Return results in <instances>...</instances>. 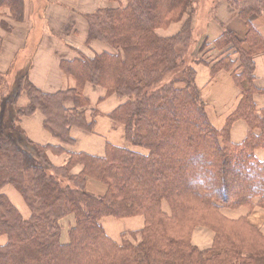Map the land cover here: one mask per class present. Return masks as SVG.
Returning a JSON list of instances; mask_svg holds the SVG:
<instances>
[{
  "label": "trees",
  "instance_id": "obj_1",
  "mask_svg": "<svg viewBox=\"0 0 264 264\" xmlns=\"http://www.w3.org/2000/svg\"><path fill=\"white\" fill-rule=\"evenodd\" d=\"M230 1L248 33L244 42L227 32L211 42L221 57L211 64V75L229 71L240 90L238 106L221 130L208 121L194 84L195 69L187 64L193 0H128L122 9L89 17L88 39L115 51L63 61L62 69L76 81L73 89L43 94L19 70L5 94L8 84L0 76V236L6 237L0 264H264V236L245 217L230 219L221 212L264 208V158L255 155L264 149V109L258 111L253 100L260 90L253 84L252 59L263 44L251 23L264 13V0ZM4 7L12 19L21 18L22 0H0V9ZM185 15L175 35L157 36L156 29ZM85 83L128 98L109 118L123 126L128 145L147 154L107 144L102 157L68 153L66 163L55 167L47 151L63 153L61 146L25 138L20 119L35 111L63 144H74L72 126L90 133L94 122H87L88 103L80 91ZM21 93L27 104L13 106L10 95L16 101ZM68 100L71 109L63 106ZM237 120L247 124L248 132L234 144L229 131ZM77 165L80 173L71 174ZM195 179L207 187H192ZM87 180L105 184L106 193L87 192ZM6 186L20 194L29 219L2 193ZM70 215L74 224L68 242L62 243L60 223ZM106 216H142L143 228L124 233L118 244L100 224ZM196 227L212 231L210 248L199 250L191 243ZM129 236L139 240L132 243Z\"/></svg>",
  "mask_w": 264,
  "mask_h": 264
},
{
  "label": "crops",
  "instance_id": "obj_2",
  "mask_svg": "<svg viewBox=\"0 0 264 264\" xmlns=\"http://www.w3.org/2000/svg\"><path fill=\"white\" fill-rule=\"evenodd\" d=\"M203 1L193 0L195 10L192 15V36H195L196 40L193 45L191 44V57L200 61L195 64L194 84L200 92L209 120L217 129H221L227 117L238 106L240 90L229 71L222 70L215 76L211 75V64L221 58L218 57L220 50L213 48L211 42L218 39L224 32L232 33L238 40L244 42L248 26L235 13V10L231 9L233 7L228 2V5L219 4L215 8L214 15L210 11L209 15L200 18V9H210L203 5ZM127 3L128 0H22L23 13L19 20L12 19L6 7L1 8L0 76L8 84L3 92L6 94L19 70L20 73L27 72L29 82L46 95H54L75 88L76 81L64 72L62 62L89 58L111 50L110 46L101 40L88 39V18L101 11L122 9ZM196 11L198 14L195 16ZM184 20L183 17L180 23H172L166 30H156V34L159 33L160 37L173 36L181 29ZM251 23L259 33L263 44L252 57L253 84L260 90L254 95L253 100L256 109L260 111L264 109V13L253 17ZM242 47L246 50L248 48L245 43H242ZM80 91L88 103L85 113L87 122L93 120L94 125L90 133L72 126L69 129V137L74 140L73 145L61 143L44 127L45 118L40 111L20 119V129L30 142L41 146H61L64 149V152L60 154L47 151L48 160L56 167L66 163L68 153L82 152L102 157L107 144L123 147L120 146L124 141V139L122 141L123 127L111 121L109 115L123 103L124 98L108 93L104 88L90 83L83 84ZM27 102L26 96L21 93L15 105L22 107ZM63 106L71 109L73 104L68 100ZM247 132V124L243 120H237L230 128V140L234 144H239L245 139ZM124 143L126 144L125 141ZM255 155L262 160L264 149L255 150ZM81 169L82 167L77 165L71 170V174H78ZM86 190L93 195L103 196L107 187L101 182L88 180ZM2 193L8 197L23 218L30 216L22 197L12 186L4 187ZM257 202L258 199L254 201V204L256 205ZM221 212L230 219L245 217L247 222L264 236L263 207L256 205L252 210L246 207L224 208ZM101 223L106 233L115 241H120L124 233L143 228L141 217L129 219L106 217L101 220ZM213 238L212 231L204 227H196L191 235V243L199 250H204L211 247ZM5 242L6 237L0 236V246Z\"/></svg>",
  "mask_w": 264,
  "mask_h": 264
},
{
  "label": "rangeland",
  "instance_id": "obj_3",
  "mask_svg": "<svg viewBox=\"0 0 264 264\" xmlns=\"http://www.w3.org/2000/svg\"><path fill=\"white\" fill-rule=\"evenodd\" d=\"M240 1H242V0H240ZM228 0H204L203 1V5H206V6H208V7H210V9H207V10H203V9H200L199 10V16H200V18H204V17H206L207 15H209V12L210 11H212V15H214V11H215V8L219 5V4H221V5H224V4H227L228 5ZM229 4H232V2L230 1V3ZM194 5H195V3H194ZM194 5H193V10H195V8H194ZM230 7V6H229ZM231 8V7H230ZM233 11L235 10V13L239 16V11L238 10H236V9H233V8H231ZM195 16L198 14V12L196 11L195 13ZM187 17V15H185L184 16V19ZM179 22V21H178ZM181 22V21H180ZM179 22V23H180ZM172 23L173 24H176V22H170L169 23V25H166V26H163V27H161V28H158V29H156V30H159V31H161V30H166L170 25H172ZM178 24V23H177ZM172 32V31H171ZM157 36L158 37H160L161 35L158 33L157 34ZM195 37V36H194ZM193 36H192V45H193V43H195V38H194ZM198 36L196 35V38H197ZM111 48V47H110ZM115 50L113 49V48H111V50H110V52H114ZM187 60H188V65H190V66H192V67H194V69H195V64H197V63H200L199 62V60H196L195 58H193V57H190V58H187ZM11 87V86H10ZM12 97V99H11V101H12V105L13 106H15V102L16 101H14L13 100V95H11L9 98H11ZM126 99L128 100V98H126V97H124V101H126ZM124 101H122V102H124ZM121 102V103H122ZM205 112H206V109H205ZM9 116V115H8ZM7 116V117H8ZM206 116H207V119H208V121L210 122V124L215 128V129H217L213 124H212V122L209 120V117H208V115H207V112H206ZM12 119H13V116H12ZM12 123V122H11ZM117 125H121V124H119V123H116ZM122 126V125H121ZM123 127V126H122ZM223 128V127H222ZM221 128V129H222ZM221 129H217V130H221ZM122 133L124 134V129H123V131H122ZM229 138H230V131H229ZM123 139H124V141H125V138H124V136H123V138H122V141H123ZM124 141H123V143L120 145V146H123L122 148H124V147H126V148H129V149H131V150H133V151H137V152H140L141 154H147V150H145V149H143V148H138V147H133V146H130V145H128L127 143L125 144L124 143ZM126 142V141H125ZM50 162V161H49ZM51 163V162H50ZM52 164V163H51ZM53 165V164H52ZM53 166H55V165H53ZM56 167V166H55ZM88 181V180H87ZM85 190H86V185H85ZM87 191V190H86ZM88 192V191H87ZM19 194V193H18ZM20 195V194H19ZM24 201V200H23ZM25 203V202H24ZM25 206L27 207V205L25 204ZM15 207V206H14ZM16 208V207H15ZM17 209V208H16ZM27 209L29 210V208L27 207ZM162 209H163V211H165V212H167L168 211V206H167V204L166 203H163L162 204ZM222 209H224V208H222ZM18 210V209H17ZM19 212V211H18ZM29 212H30V210H29ZM20 214V213H19ZM30 215H31V212H30ZM20 216H21V214H20ZM22 217V216H21ZM29 217L30 216H28V217H26V218H23V219H29ZM106 217H111V218H114V219H119V218H115V217H113V216H106ZM106 217H103V218H106ZM135 217H141V218H143L142 216H135ZM102 218V219H103ZM131 218H133V217H131ZM101 219V220H102ZM125 219H129V218H125ZM101 220H100V224H101V226H102V223H101ZM61 242L62 243H67L68 242V230H69V228L74 224V218H73V216H67V217H65L64 219H62V221H61ZM103 227V226H102ZM142 228V227H141ZM141 228H140V230H141ZM103 229H104V227H103ZM139 231V230H138ZM137 230H135V231H130V232H128V233H132V232H138ZM104 232H105V234L113 241V242H115V243H118V244H120L121 242H122V236H124L123 234H122V236H121V239H120V241H115V240H113L107 233H106V231H105V229H104ZM137 236V235H136ZM136 236L133 238V237H130L129 236V241H131L132 243H136L139 239L138 238H136ZM126 239V238H125Z\"/></svg>",
  "mask_w": 264,
  "mask_h": 264
},
{
  "label": "clouds",
  "instance_id": "obj_4",
  "mask_svg": "<svg viewBox=\"0 0 264 264\" xmlns=\"http://www.w3.org/2000/svg\"><path fill=\"white\" fill-rule=\"evenodd\" d=\"M190 184L194 188H205V187H207L206 184H201V183L196 182V179L191 181Z\"/></svg>",
  "mask_w": 264,
  "mask_h": 264
}]
</instances>
